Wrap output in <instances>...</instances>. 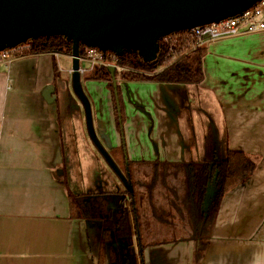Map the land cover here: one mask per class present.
<instances>
[{
    "label": "crops",
    "instance_id": "0c3cea01",
    "mask_svg": "<svg viewBox=\"0 0 264 264\" xmlns=\"http://www.w3.org/2000/svg\"><path fill=\"white\" fill-rule=\"evenodd\" d=\"M201 49L206 56L200 85L117 84L127 88L130 100V88L158 87L152 108L134 97L158 133L151 140L156 151L148 160L129 162L212 163L234 151L257 164L249 180L222 198L200 262L195 263L194 240H167V230L177 226L167 208L145 211L147 230L154 228L160 239L143 256L135 232L103 234L110 212L119 217L123 189H113L112 172L92 149L81 102L71 91V56L36 53L0 64V264H97L102 246L104 264H264V30L206 42ZM211 57L220 77L208 82ZM226 66L228 78L221 77ZM50 85L54 101L45 95ZM100 125L97 120L103 137ZM108 148L115 150L111 160L120 169L118 148ZM70 196L77 198L79 218Z\"/></svg>",
    "mask_w": 264,
    "mask_h": 264
},
{
    "label": "trees",
    "instance_id": "16d2710c",
    "mask_svg": "<svg viewBox=\"0 0 264 264\" xmlns=\"http://www.w3.org/2000/svg\"><path fill=\"white\" fill-rule=\"evenodd\" d=\"M29 43L32 45L31 53L35 54L57 53L70 56L72 53V42L61 36L40 38ZM205 56L206 50L199 49L172 64H165L161 45L159 56L153 63H145L137 53L119 57V64L127 69L121 77L126 82L200 85L205 77ZM159 67L163 69L158 70ZM82 78L87 81L112 83L108 70L95 69ZM117 91L119 92L118 86ZM120 152L126 155L124 146ZM123 161L126 163L125 157ZM125 167L127 179L132 186V192H126L129 196L128 209L120 222L118 219L115 222L116 219L112 215V228L105 223L103 234L113 229L120 236H132L135 232L140 256H143L151 241L155 243L160 239L156 236L154 228L147 230L144 213L150 209L158 211L167 208L172 214V223H177L176 227L170 226L167 230L170 235L167 240H194L195 263H198L208 246L210 231L222 198L228 191L249 180L255 173L257 164L243 152L228 151L225 159L212 163L148 164L141 161L128 162ZM152 189L163 193V196L156 195L159 193L152 192ZM70 201L75 217L79 218L80 212H76L79 211L77 198L70 196ZM160 205L163 206L159 207ZM148 206L150 208H146ZM180 222L185 224L181 225ZM103 250L102 246V256L100 254L97 264H104Z\"/></svg>",
    "mask_w": 264,
    "mask_h": 264
},
{
    "label": "water",
    "instance_id": "95a60500",
    "mask_svg": "<svg viewBox=\"0 0 264 264\" xmlns=\"http://www.w3.org/2000/svg\"><path fill=\"white\" fill-rule=\"evenodd\" d=\"M261 1L0 0V53L40 38L61 36L72 42L74 92L85 106L93 142L119 173L93 132L89 104L81 89V48H96L118 57L137 53L145 63H153L164 37L242 16ZM109 72L117 88L115 72L113 69ZM54 92L55 87L50 85L45 95L54 101ZM128 187L132 190V186Z\"/></svg>",
    "mask_w": 264,
    "mask_h": 264
},
{
    "label": "rangeland",
    "instance_id": "374dc122",
    "mask_svg": "<svg viewBox=\"0 0 264 264\" xmlns=\"http://www.w3.org/2000/svg\"><path fill=\"white\" fill-rule=\"evenodd\" d=\"M30 49L32 50V45ZM31 50L26 54H35V53H31L33 52ZM214 61L215 60L211 57L205 66L208 82L209 80L211 81V77L213 78L220 77L217 75L219 71L216 68V64ZM67 62L69 67H72V59L68 58ZM81 65L83 66L84 69L89 70L88 64L81 63ZM162 68L159 67L158 70H162ZM223 71H224L223 73L224 75H222L221 77L224 76L226 78L231 77L230 74L231 72H227L229 71L228 66L224 67ZM81 79H82L81 89L89 104L90 119H91L93 132L96 135L95 137H97V140L100 142V144L103 145L104 148H107L108 150H110L108 148L109 146L111 147L115 146V148H118L120 158L121 157L126 158V155L124 156V154L120 152L121 145H124L126 153L129 155V156L127 155L129 160L135 161L134 159L138 160L141 158L148 160L151 155V152L155 153L156 151L155 146L151 147V143H153L151 140L153 139V141H155V139L158 137V133L156 132V130L155 132H152L153 130V125L151 122L152 119L146 117L145 109L152 108V104L154 103V97H155L153 94L154 93L153 90H158V87L151 83L149 85H139L143 87L140 92L136 89L130 88L129 89L130 94L133 95V98H131L130 100L128 99V93L126 92L127 88L123 86L119 89L120 96L118 93H117L118 97L116 96L115 92H113L114 85H112V83L114 84V82L112 77H111L112 80L111 84H107L103 81H91V80L87 81L84 78H82V76ZM115 79L117 81V84L123 81L122 77L121 76L118 77L116 76V74H115ZM71 91L72 94L76 96L73 89V85L71 86ZM139 95L140 98H142L141 101L143 105L148 104V106H146L145 109L142 108L143 107L142 105L135 102L134 97ZM117 99H120V101L118 102ZM79 102L81 101L79 100ZM81 106L84 113L85 127L88 135H90L88 129V122H87V113L85 106L83 105L82 102H81ZM97 120L100 122L101 124L100 126H102L103 128V134L101 135L104 138L99 135V131L96 128ZM90 140H92L91 135L89 141ZM93 145H95V143ZM93 145H92V149L100 153V150L98 148L95 149ZM123 158L121 162L124 163ZM105 162L103 163V165L107 168V170L112 172L111 185L113 189H116L118 187L122 188V182L120 181L121 179L118 173L110 166V164L107 162L106 159ZM109 183L110 181L109 182L107 181V184ZM108 224H112V220Z\"/></svg>",
    "mask_w": 264,
    "mask_h": 264
},
{
    "label": "built area",
    "instance_id": "2783aa9c",
    "mask_svg": "<svg viewBox=\"0 0 264 264\" xmlns=\"http://www.w3.org/2000/svg\"><path fill=\"white\" fill-rule=\"evenodd\" d=\"M263 15L264 0L257 3L242 16L168 35L160 41V45L163 47L165 64H172L183 56L203 48L206 42L236 37L242 33L253 34L263 31ZM30 48L31 44L28 42L1 52L0 64L4 63L8 65L12 58L28 55L26 53L31 50ZM79 61V73L82 77L95 69L108 71L113 69L118 77L122 76L127 70L119 64L118 56L112 52L104 53L96 48L83 47ZM81 63L88 64L89 70L84 69ZM68 73L70 75L73 74L72 68Z\"/></svg>",
    "mask_w": 264,
    "mask_h": 264
},
{
    "label": "flooded vegetation",
    "instance_id": "af4514ba",
    "mask_svg": "<svg viewBox=\"0 0 264 264\" xmlns=\"http://www.w3.org/2000/svg\"><path fill=\"white\" fill-rule=\"evenodd\" d=\"M70 75V74H69ZM71 76V75H70ZM115 89V91H117V88H114ZM118 94H119V96H120V93L119 92H117ZM118 97V96H117ZM117 101L119 102L120 101V99H117ZM120 112V111H119ZM122 146H124V145H121V147H120V149L122 148ZM115 151V150H114ZM114 151H112V150H107V154L109 155V157L111 156V157H113L114 158ZM126 151V150H125ZM110 157V158H111ZM116 163H117V165L120 167V169H118L119 170V172L120 173H122V176H123V179H121V181H122V188H123V190H122V192H121V195L123 194L124 195V197H123V199L121 200V202H120V207L118 208V218H116V221H117V219H118V221L120 222V220H122L123 219V217H124V212H125V210H127L128 209V202H129V196H128V194L126 193L127 191H131L132 192V190H130L129 189V187L128 186H131V184L129 183V181H128V177H127V173H126V171H125V165L127 166L128 165V162H129V160H128V157H127V153H126V163H123L122 165L121 164H119L117 161H115ZM112 215H114V213H111L110 212V214H109V217H108V219L106 220V222L105 223H109L111 220H112ZM111 228H112V224H108ZM116 231V230H115ZM117 232V231H116Z\"/></svg>",
    "mask_w": 264,
    "mask_h": 264
}]
</instances>
